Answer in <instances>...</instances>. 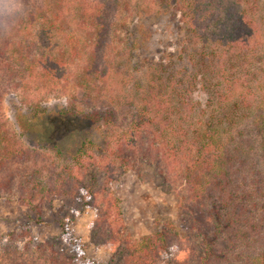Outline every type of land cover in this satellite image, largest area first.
Wrapping results in <instances>:
<instances>
[{"label":"trees","instance_id":"trees-1","mask_svg":"<svg viewBox=\"0 0 264 264\" xmlns=\"http://www.w3.org/2000/svg\"><path fill=\"white\" fill-rule=\"evenodd\" d=\"M141 1L133 6L143 8L135 15L177 16V53L136 61L133 39L129 51L108 56L119 0L20 1L23 7L10 27L0 30L3 90H51L62 79L68 82L72 61L85 57L78 80L82 101L87 103L94 89L98 95L97 79L113 67L123 91L115 97L110 89L94 109L69 102L57 109L61 116L82 117L102 129L101 143L85 138L66 156L57 145L43 153L22 147L0 120V162L32 156L34 162H51L47 178L19 184L21 202L38 213L55 197L67 196L94 208L92 234L120 264H264L263 3ZM125 7L133 8L127 2ZM39 103L31 112L48 113ZM250 162L261 166L258 177L244 174ZM129 170L178 193L185 235L171 222L141 238L127 234L110 184ZM71 220L59 218L67 251L50 242L39 245L49 264H92L85 243L68 228Z\"/></svg>","mask_w":264,"mask_h":264},{"label":"rangeland","instance_id":"rangeland-1","mask_svg":"<svg viewBox=\"0 0 264 264\" xmlns=\"http://www.w3.org/2000/svg\"><path fill=\"white\" fill-rule=\"evenodd\" d=\"M140 1L126 2L127 5L130 3L131 9L134 5H139ZM126 2H118L119 9L113 18L114 32L106 51L108 56L112 58L116 50H120L121 54L129 51L128 46L133 39L137 46L130 51L136 61L143 57L157 60L169 53L178 52L181 33L177 27V16L173 17L169 13L135 15V11L138 12L142 7H133L129 11L126 10ZM261 3L264 6V0H261ZM71 4L68 7L70 12ZM85 59L83 57L72 61L66 69L68 82L62 79L58 86L48 91L28 92L11 88L3 90L0 83V90H3L0 120L8 132L21 142L19 144H22V147L31 146L33 150L43 153L48 146L57 145L64 151L63 156H66L73 153L85 138L101 143L102 129L97 124L82 117H65L57 113V109L68 102L79 108L94 109L108 91L112 90L115 97L120 90L123 91V83L120 77L115 75L116 68L113 67L112 73L107 76L101 74L97 79L96 84L100 88L98 95L96 96L94 89L88 97V102L82 101L78 80L82 75ZM124 60L125 57L117 59L118 63ZM123 67L128 69L127 65ZM132 74L138 76L135 71ZM38 102L46 106L48 113L34 115L31 112L33 104ZM7 148L14 154L19 152L12 146ZM18 159L0 162V264H49L39 249L40 244L47 245L48 242L52 243L55 249L67 251L69 241L62 234L59 224V218L62 216L72 217L68 228L85 243L84 254L92 264H120L117 257H112L110 251L101 245L100 238L92 234L90 224L95 216L94 208L81 206L67 196L55 197L50 205L41 207L39 214L37 210L21 202L23 194L19 184L33 177L47 178L51 162H34V156L27 161ZM252 165L253 162L247 165L244 174L258 177L261 166ZM8 181L13 182L12 187H7ZM110 191L111 196L117 200L126 232L132 238H141L152 233L165 222H171L180 235L187 232L185 215L178 205V193L166 191L165 187L156 185L152 180H141L132 170L113 180ZM37 214L40 219H37ZM260 214L262 216L263 213Z\"/></svg>","mask_w":264,"mask_h":264},{"label":"clouds","instance_id":"clouds-1","mask_svg":"<svg viewBox=\"0 0 264 264\" xmlns=\"http://www.w3.org/2000/svg\"><path fill=\"white\" fill-rule=\"evenodd\" d=\"M22 7L20 0H0V30L10 27L11 20Z\"/></svg>","mask_w":264,"mask_h":264}]
</instances>
